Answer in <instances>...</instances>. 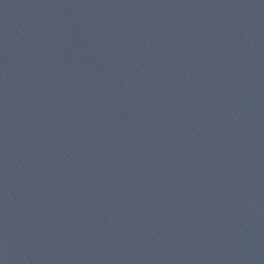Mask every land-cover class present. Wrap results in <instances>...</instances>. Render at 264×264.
Here are the masks:
<instances>
[{"label": "water", "instance_id": "obj_1", "mask_svg": "<svg viewBox=\"0 0 264 264\" xmlns=\"http://www.w3.org/2000/svg\"><path fill=\"white\" fill-rule=\"evenodd\" d=\"M0 264H264V0H0Z\"/></svg>", "mask_w": 264, "mask_h": 264}]
</instances>
